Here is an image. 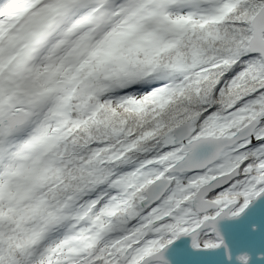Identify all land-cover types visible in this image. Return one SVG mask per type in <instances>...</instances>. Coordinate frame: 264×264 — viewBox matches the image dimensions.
Segmentation results:
<instances>
[{
    "label": "snow or ice",
    "instance_id": "snow-or-ice-1",
    "mask_svg": "<svg viewBox=\"0 0 264 264\" xmlns=\"http://www.w3.org/2000/svg\"><path fill=\"white\" fill-rule=\"evenodd\" d=\"M0 264H264V0H0Z\"/></svg>",
    "mask_w": 264,
    "mask_h": 264
}]
</instances>
